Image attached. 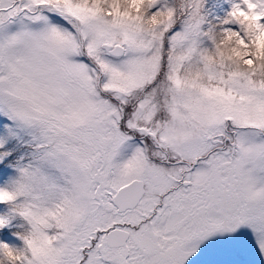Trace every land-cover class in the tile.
Here are the masks:
<instances>
[{"label": "snow or ice", "instance_id": "snow-or-ice-1", "mask_svg": "<svg viewBox=\"0 0 264 264\" xmlns=\"http://www.w3.org/2000/svg\"><path fill=\"white\" fill-rule=\"evenodd\" d=\"M0 264H264V0H0Z\"/></svg>", "mask_w": 264, "mask_h": 264}]
</instances>
